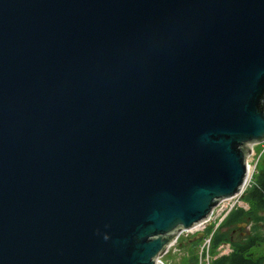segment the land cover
Here are the masks:
<instances>
[{"label":"water","instance_id":"obj_1","mask_svg":"<svg viewBox=\"0 0 264 264\" xmlns=\"http://www.w3.org/2000/svg\"><path fill=\"white\" fill-rule=\"evenodd\" d=\"M263 139L264 0H0V264H162Z\"/></svg>","mask_w":264,"mask_h":264},{"label":"flooded vegetation","instance_id":"obj_2","mask_svg":"<svg viewBox=\"0 0 264 264\" xmlns=\"http://www.w3.org/2000/svg\"><path fill=\"white\" fill-rule=\"evenodd\" d=\"M264 172V158L258 163L257 172L254 175L253 183L247 187L241 194L240 200L244 203L238 201L234 202L232 208L226 213L221 221L218 223L215 234L222 235L220 238V243L227 244L228 248L222 255H227L235 248L236 244L241 242H246L247 239L251 240V245L247 250L248 257L251 259L259 260L258 264H264V209H258L256 215L262 217L260 220L256 221L253 219L252 214L243 213L238 219L235 218L234 222L230 225H225L224 222L226 218L229 217L231 210L236 208H241L244 211H251L252 201L245 198L247 191H250L255 185H258V176ZM259 176V178L261 177ZM247 190V191H246ZM232 215V214H231ZM230 215V216H231ZM252 237L256 239L253 241ZM192 237L188 238L185 243L187 246L191 247L194 243L197 242V239L190 240ZM259 249V250H258ZM255 254L254 258L250 255ZM221 255V256H222Z\"/></svg>","mask_w":264,"mask_h":264},{"label":"built area","instance_id":"obj_3","mask_svg":"<svg viewBox=\"0 0 264 264\" xmlns=\"http://www.w3.org/2000/svg\"><path fill=\"white\" fill-rule=\"evenodd\" d=\"M263 158H264V139L262 141H260V142L252 143L250 145V152H249V154L247 155V158H246V164L249 165V169L247 168V175H246L247 178H246V181L244 183V187L236 195H234V196H232L230 198H227V199H223V200L231 201V203H229L228 201H226V202H224L222 204L218 203L212 209L210 214L205 219L199 221L197 224H195L194 226H192V227H190L188 229H183L182 231H180L179 234L177 236H175L174 239L167 245L164 253L167 251L168 247L170 245H172L177 240L178 236L181 233H186V234L191 233V234H193L194 232H196V233L200 232L202 235L199 238V240H198L199 244L197 245V247H198V257L197 256H196L197 258L194 257L193 264H212V260L210 261L209 252L210 251L216 252L214 250H211V247L214 246L213 245V237L215 235V230H216V227H217L218 223L220 222V220L217 223L215 222V224H213V225H208L209 224V220H210V218H212L214 210H216L219 207L222 210H224L226 208V210L224 212V215L229 212V210L232 208L234 202L237 199L240 198V194H242V192L247 188V186L249 184L251 185L253 183L252 179L254 178V175L257 172L258 163ZM247 159H248V163H247ZM248 165H246V166L248 167ZM250 181H251V183H249ZM263 196H264V192H263ZM210 224H211V222H210ZM215 247H218L217 251H218L219 254H223L225 252V250L228 248V245L218 242L215 245ZM219 256H221V255H219ZM219 256H217V257H219ZM204 257H205V260H204ZM160 258H161V256L158 258V260L162 264H164L163 261Z\"/></svg>","mask_w":264,"mask_h":264},{"label":"trees","instance_id":"obj_4","mask_svg":"<svg viewBox=\"0 0 264 264\" xmlns=\"http://www.w3.org/2000/svg\"><path fill=\"white\" fill-rule=\"evenodd\" d=\"M261 175V174H260ZM259 175V176H260ZM258 176V185H255L253 188H251L250 191H247L245 198L252 201V209L251 211H244L241 208H236L231 210V213L228 218H226L224 224L225 225H230V223L234 222L235 218L238 219L239 217L242 216L243 213L246 214H252L253 219L258 221L262 217L259 215H256V212L258 209H264V172L262 173L261 177L259 178ZM222 235L215 234L213 237V245L215 246L219 241L220 237ZM256 239L252 237V240L254 241ZM251 245V240L249 239L246 240V242H241L240 244H236L235 248L233 251H231L227 255H222L219 257H216L213 261L212 264H258L259 260L257 259H251L248 257L247 250L249 246ZM194 258H192V263Z\"/></svg>","mask_w":264,"mask_h":264},{"label":"rangeland","instance_id":"obj_5","mask_svg":"<svg viewBox=\"0 0 264 264\" xmlns=\"http://www.w3.org/2000/svg\"><path fill=\"white\" fill-rule=\"evenodd\" d=\"M249 183H251V181ZM249 185L247 187H249ZM238 201L241 202L240 198L238 199ZM228 202L231 203V201H228ZM241 204L244 205L243 202H241ZM225 210H226V208L224 210H222L220 207L217 208L216 210H214L212 218H210L208 225H213V224H215V222L217 223L219 220L221 221V219L224 216ZM210 222H211V224H210ZM196 234H197L196 232H194L193 234H191V233H188V234L181 233L178 236L177 240L172 245H170L168 247L167 251L165 253H163V255L161 256L160 259L163 261V263L164 264H193L191 262L192 258H194L196 256L198 257V247H197V245L199 244V241H198L199 239L191 247L187 246L185 243L188 241L187 240L188 238L194 237ZM217 248L218 247H215V246L211 247V250H214L216 252H212V251L209 252L210 261L211 260L213 261L215 259V257H217L219 255H222V254L218 253V251H217L218 249ZM250 256L252 258H254L255 254H251ZM204 260H205V257H204Z\"/></svg>","mask_w":264,"mask_h":264},{"label":"bare ground","instance_id":"obj_6","mask_svg":"<svg viewBox=\"0 0 264 264\" xmlns=\"http://www.w3.org/2000/svg\"><path fill=\"white\" fill-rule=\"evenodd\" d=\"M247 163H248V159H247ZM246 165H248V164H246ZM247 168L249 169V165H248V167H247ZM246 178H247V176H246ZM245 181H246V179H245ZM244 183H245V182H244ZM243 187H244V185H243ZM243 187H242V189H243ZM242 189H241V190H242ZM240 196H241V194H240ZM226 199H227V198H226ZM222 200H223V199H222ZM222 200H221V201H219L218 203H219V204H222V203H224V202L228 201V200H223V201H222ZM218 203H217V204H218Z\"/></svg>","mask_w":264,"mask_h":264}]
</instances>
